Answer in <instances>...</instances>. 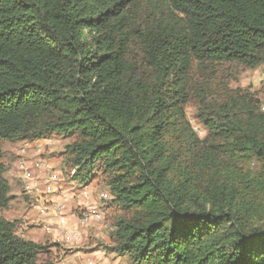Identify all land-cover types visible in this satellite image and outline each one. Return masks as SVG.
Listing matches in <instances>:
<instances>
[{
    "label": "trees",
    "instance_id": "obj_1",
    "mask_svg": "<svg viewBox=\"0 0 264 264\" xmlns=\"http://www.w3.org/2000/svg\"><path fill=\"white\" fill-rule=\"evenodd\" d=\"M225 62L264 65V0H0V141L75 135L64 175H104L132 264H264V111L194 87ZM47 247L0 217V264H51Z\"/></svg>",
    "mask_w": 264,
    "mask_h": 264
},
{
    "label": "rangeland",
    "instance_id": "obj_2",
    "mask_svg": "<svg viewBox=\"0 0 264 264\" xmlns=\"http://www.w3.org/2000/svg\"><path fill=\"white\" fill-rule=\"evenodd\" d=\"M194 87L203 86L202 80L211 79L214 94L209 96L208 102L219 103L225 100L226 92L239 90L248 93L258 100V109L264 111V65L249 68L237 63L225 62L209 67L203 71L196 70L193 75ZM185 105L186 116L193 129L200 138H204L207 129L198 118V98L194 94ZM75 135L65 136L60 132H54L37 140L14 139L1 140L0 151L2 162L5 167L4 176L10 185L9 193L13 195L8 207L0 210V217L15 221L16 233L25 239L48 245L45 253L41 254L39 260H49L51 264H132L126 255L115 249L116 243L112 239L115 228V216L121 214L117 204L112 202L113 196L106 186L104 175L97 172V167L92 172V179L85 183H69L65 181L64 187L74 192L78 189L88 191L89 200L96 203L97 208L103 212V221L88 226L85 229L59 228L48 214H42L40 208L43 201L33 193L27 195L21 180V172L18 163L21 161L28 164L37 162L48 163L51 168L67 172L65 161V145L74 139ZM66 178L69 179V176ZM71 191V190H70ZM101 194H106L105 200H100ZM86 201V198L84 199ZM72 210L76 216L80 212L79 207L73 201ZM74 220L73 217H70ZM69 222V223H70ZM46 225L52 227L51 232L45 229ZM84 233L81 243L68 244L62 240H56L54 236L69 230ZM54 235V236H53Z\"/></svg>",
    "mask_w": 264,
    "mask_h": 264
},
{
    "label": "built area",
    "instance_id": "obj_3",
    "mask_svg": "<svg viewBox=\"0 0 264 264\" xmlns=\"http://www.w3.org/2000/svg\"><path fill=\"white\" fill-rule=\"evenodd\" d=\"M21 180L24 184V192L29 195L33 193L35 197L43 201V206L40 208L42 214H48L50 219H53L55 225L59 228L85 229L88 226L98 224L103 221V212L97 208L96 203L89 200L88 191L78 189L79 192H74L72 189L64 187L65 181L75 183V180L66 178L61 171H56L51 168L48 163L37 162L34 165L21 161L18 163ZM86 198V201L84 199ZM106 194H101L100 200H105ZM73 201L79 207L80 212L76 216L72 210ZM73 217L74 220H71ZM70 222V223H69ZM45 229L51 232L52 227L46 225ZM69 230L60 235L54 236L56 240L63 241L68 244L81 243L82 236L86 234L73 232Z\"/></svg>",
    "mask_w": 264,
    "mask_h": 264
},
{
    "label": "crops",
    "instance_id": "obj_4",
    "mask_svg": "<svg viewBox=\"0 0 264 264\" xmlns=\"http://www.w3.org/2000/svg\"><path fill=\"white\" fill-rule=\"evenodd\" d=\"M69 228H71V226H69ZM67 229H68V227H67Z\"/></svg>",
    "mask_w": 264,
    "mask_h": 264
}]
</instances>
